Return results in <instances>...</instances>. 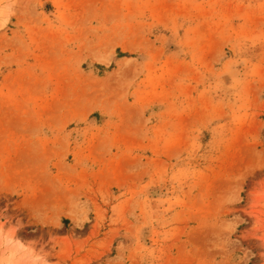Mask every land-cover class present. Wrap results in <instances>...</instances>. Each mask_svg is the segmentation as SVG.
Returning <instances> with one entry per match:
<instances>
[{
	"label": "rangeland",
	"instance_id": "374dc122",
	"mask_svg": "<svg viewBox=\"0 0 264 264\" xmlns=\"http://www.w3.org/2000/svg\"><path fill=\"white\" fill-rule=\"evenodd\" d=\"M0 212V264H264V0H0Z\"/></svg>",
	"mask_w": 264,
	"mask_h": 264
},
{
	"label": "clouds",
	"instance_id": "9594fccd",
	"mask_svg": "<svg viewBox=\"0 0 264 264\" xmlns=\"http://www.w3.org/2000/svg\"><path fill=\"white\" fill-rule=\"evenodd\" d=\"M0 216H4V217H5V219L0 220V231H4V225H5L6 223H9L10 218L6 217V216L4 215L3 212H0ZM9 231L14 232V235H15L16 228L13 227V226H10L9 229L7 230V232H9ZM26 251H27V250H26ZM47 255L49 256V255H51V254H50V253H47ZM8 264H11V262H8ZM44 264H49V261L46 260V261L44 262Z\"/></svg>",
	"mask_w": 264,
	"mask_h": 264
}]
</instances>
